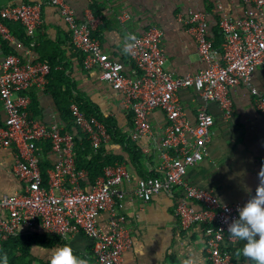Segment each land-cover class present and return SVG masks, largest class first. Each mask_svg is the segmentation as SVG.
I'll return each mask as SVG.
<instances>
[{"label":"built area","instance_id":"2783aa9c","mask_svg":"<svg viewBox=\"0 0 264 264\" xmlns=\"http://www.w3.org/2000/svg\"><path fill=\"white\" fill-rule=\"evenodd\" d=\"M253 6L243 18L225 16L220 23L223 43L216 47L209 33L207 15L191 13L186 20L198 52L206 68L196 75L173 76L165 70L166 59L161 45L163 33L149 27L135 36L129 44L128 57L134 65L133 75L125 74L122 62L113 60L94 36L100 19L90 17L79 21L66 0H43L32 4L11 5L0 11V37L14 39L9 23L21 25L34 38L43 23L45 6L58 9L71 33L72 42L84 56L85 71L98 70L102 81L122 94L123 104L133 113L134 141L152 131L149 117L154 110L164 111L168 118L163 144L162 176H147L138 181L135 196L150 202L156 195H172L181 189L182 198L176 207L180 226L189 229L203 226L207 237V254L211 264H237L229 248L232 239L229 224L238 219L239 207L244 204H222L218 197L191 185L188 169L207 156L214 118L208 112L210 103H218L230 114L231 89L242 84L252 86L254 73L264 65V0H239ZM125 19L124 17H122ZM51 67L45 63H23L17 55L0 60V101L6 113L5 126H0V148L16 149L15 174L23 183V191L4 195L0 199V240L19 233L22 226L40 228L49 235L70 240L82 233L93 241L95 264H124V253L132 245L122 211L126 194L125 182L131 178L122 163L108 165L90 190L82 187L89 176L76 164V138L58 126H48L30 116L31 98L26 94L37 87L45 89ZM193 88L202 100L197 123L187 120L177 93ZM264 112V98L259 101ZM75 125L87 137L95 152L109 144L112 135L104 122L86 115L76 103L70 106ZM192 139L188 140L187 134ZM49 142L57 162L45 181L38 155V143ZM108 214L110 229L101 231L99 219ZM227 221V222H226Z\"/></svg>","mask_w":264,"mask_h":264},{"label":"crops","instance_id":"0c3cea01","mask_svg":"<svg viewBox=\"0 0 264 264\" xmlns=\"http://www.w3.org/2000/svg\"><path fill=\"white\" fill-rule=\"evenodd\" d=\"M43 0H0V11L11 5L32 4ZM74 9L79 21L95 17L100 24L94 36L111 59L122 62L125 74L133 75L134 65L125 45L130 32L142 33L149 27L162 31L161 45L165 52L164 68L173 76L196 75L206 68L197 43L189 31L186 20L191 13H204L209 23L210 37L216 44L223 43L220 23L225 17L243 18L253 6L239 0H66ZM96 12V13H95ZM124 17L125 19H123ZM264 22V13L261 16ZM14 39L0 37V60L17 55L23 63H49L53 70L45 89L34 87L27 91L31 98L28 112L34 119L48 126H58L81 140L77 129L67 114L72 103L81 102L83 112L95 114L105 125L113 128L114 137L101 149L104 157L117 159L130 172L131 178L123 185L126 194L122 216L132 238V245L124 253V264H182L193 259L195 264H210L207 254V237L203 226L184 229L176 216V207L182 198L181 189L172 195L160 193L150 202L135 196L138 181L147 176H162L163 144L168 118L157 109L149 117L152 131L134 141L133 113L123 104L122 94L100 78L98 70L83 69V55L76 50L71 33L57 8L45 6L43 23L34 38L29 37L19 24H11ZM252 89L242 84L231 89L230 114L218 103H210L208 112L214 118L211 141L203 161L188 169L186 180L193 186L213 192L222 204H245L255 195L259 184L258 172L264 166V112L259 101L264 98V65L254 73ZM187 120L193 127L202 106L199 94L193 88L177 93ZM78 104V103H77ZM6 113L0 101V126H5ZM192 139L191 133L187 134ZM80 144V143H79ZM138 153L135 159V153ZM41 172H49L57 162V155L49 142L38 143ZM16 149L0 148V199L23 191V183L15 174ZM43 175V174H42ZM89 176L82 187L90 190ZM250 190V191H249ZM99 227L104 233L110 229L108 214L101 215ZM36 232L20 227L19 233ZM258 238V237H257ZM51 239L52 236H51ZM243 241L229 243L231 251L242 248ZM74 254L95 264L93 241L82 233L67 240ZM33 247V254L50 261L53 249ZM237 264H253L235 254Z\"/></svg>","mask_w":264,"mask_h":264},{"label":"trees","instance_id":"16d2710c","mask_svg":"<svg viewBox=\"0 0 264 264\" xmlns=\"http://www.w3.org/2000/svg\"><path fill=\"white\" fill-rule=\"evenodd\" d=\"M95 17H99L97 13ZM11 24L13 23L8 24L10 28H11ZM214 45L216 47L220 46L215 42ZM45 64H48L51 67V73H52L53 64L51 62ZM77 103L80 106L81 110H83L84 108L82 103L76 102V104ZM66 111L68 117L72 120L73 125L77 128L70 112V106L68 108L67 105ZM86 115L90 117H96L95 114H90L89 112H86ZM99 120L103 122V120L101 119ZM106 126L108 132L112 135L113 138L114 137L113 128L107 124ZM80 137H81L80 142H79V138L76 137V148H75L76 164L79 169L86 170L89 173V180L93 184L97 180V178L103 175L106 166L113 165L115 163H121V161L109 157L107 158L104 157V153L102 152V150L95 152L87 137L82 133ZM131 150H133V152L135 153V159L139 164L140 162L137 159L138 153L136 152V149L134 147H131ZM42 174L45 181H47V173L43 172ZM51 236L53 239H51ZM65 244H67V241L56 235H49L47 233L40 235L39 233L36 232L18 233L17 235L10 237L8 240L5 241L0 240V256L7 254L9 258V264H50V261H44L42 259L37 258L32 252L33 247L37 246V247H43L45 249L47 248L52 249L56 245H65ZM231 253L235 260V251L233 250L231 251Z\"/></svg>","mask_w":264,"mask_h":264},{"label":"clouds","instance_id":"9594fccd","mask_svg":"<svg viewBox=\"0 0 264 264\" xmlns=\"http://www.w3.org/2000/svg\"><path fill=\"white\" fill-rule=\"evenodd\" d=\"M126 39L134 41L135 36L130 35ZM132 46L126 44L125 51ZM258 179L255 195L237 209L238 219L229 224L228 233L232 239L244 242L242 248L235 253L237 257L243 256L253 264H264V166L258 172ZM0 264H9L7 254L0 256ZM50 264H89V260L77 256L72 247L65 244L52 250ZM182 264L195 262L189 258L183 260Z\"/></svg>","mask_w":264,"mask_h":264}]
</instances>
